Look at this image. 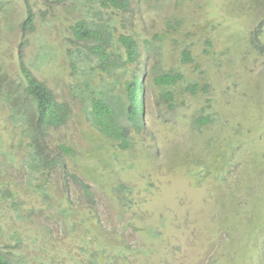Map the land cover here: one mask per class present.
<instances>
[{"label": "rangeland", "instance_id": "rangeland-1", "mask_svg": "<svg viewBox=\"0 0 264 264\" xmlns=\"http://www.w3.org/2000/svg\"><path fill=\"white\" fill-rule=\"evenodd\" d=\"M28 2L34 29H22L25 0H0V245L13 264H264V49L254 42L264 0H132L127 23L164 40L141 61L146 123L129 149L89 126L70 88L66 50L82 9ZM21 60L74 109L49 145L75 155L46 192L29 184V139L9 120ZM168 72L182 76L175 108L156 83ZM202 114L210 122H191Z\"/></svg>", "mask_w": 264, "mask_h": 264}, {"label": "trees", "instance_id": "trees-1", "mask_svg": "<svg viewBox=\"0 0 264 264\" xmlns=\"http://www.w3.org/2000/svg\"><path fill=\"white\" fill-rule=\"evenodd\" d=\"M74 1L82 9L84 17L77 18L70 27L71 44L66 50L70 77L74 80L70 82V88L75 99L82 104V114L89 126L107 142L129 149L134 140L132 134L143 131L146 123V85L143 77L138 76L141 61L150 50L158 51L164 38L158 34L152 39L142 37L136 31L137 26L127 23L133 13L132 0ZM56 3H65V0H56ZM25 5L22 29H34L36 13L28 0H25ZM45 14L47 11L42 10V15ZM263 32H258L254 40L260 51L264 49ZM183 58L189 61L191 54L183 51ZM20 69L22 85L8 80L13 83L15 92L20 91L18 94L22 96L19 108H14L9 120L29 139L24 156L29 184L46 192L51 174L58 166H67V156L72 158L75 155L74 148L66 143L61 142L54 149L49 145L52 134L67 126L74 109L70 101L58 99L23 60L20 61ZM181 79V74L169 72L156 78L168 108L177 105L173 88ZM198 86L194 84L191 89L196 91ZM11 93L4 91L5 102H10ZM210 119L211 114H202L192 116L191 122L205 125ZM74 177L80 180L78 175L74 174ZM84 185L92 198L90 186ZM119 188L120 191L125 189L124 184ZM1 197L4 198V193ZM13 203L18 205L16 198ZM5 249L0 245V264H13L9 250Z\"/></svg>", "mask_w": 264, "mask_h": 264}]
</instances>
